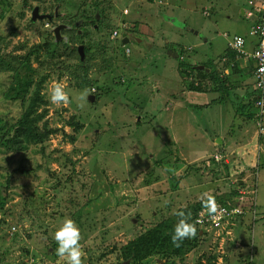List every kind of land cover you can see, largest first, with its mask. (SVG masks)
I'll use <instances>...</instances> for the list:
<instances>
[{
  "label": "rangeland",
  "instance_id": "374dc122",
  "mask_svg": "<svg viewBox=\"0 0 264 264\" xmlns=\"http://www.w3.org/2000/svg\"><path fill=\"white\" fill-rule=\"evenodd\" d=\"M248 1L0 0L4 58L45 42L52 48L54 26L69 20L70 25L85 22L72 31L61 29L56 43L88 49L82 66L77 50L67 57L60 45L56 69L44 52L33 61L36 72L30 75L41 82L44 104L39 112L45 111L38 127L56 131L37 153L0 151L1 173L10 177L8 201L0 208V264H65L56 254L54 233L64 218L75 220L71 205L86 199L93 201L83 207L85 222L75 220L84 264H131L121 259V246L190 203L227 191L235 181L243 189H256L254 196L245 197H250L248 206L255 204L253 220L246 214L224 223L220 236L202 230L189 239L192 246L182 257L164 260L157 254L140 264H264V139L257 142L254 122L242 115L255 110L238 109L246 103L249 78L254 89L253 61L237 62L236 74L222 61L231 54L227 43L233 36L251 40L253 20L241 13L248 11ZM35 5L44 15L59 5L58 16L51 23L31 22ZM124 34L126 44L120 38ZM20 46L24 48L15 49ZM178 54L186 65H208L227 74L229 85L240 87L217 91L209 77L197 74V67L190 77L181 74ZM83 69L92 86H78L75 76L82 77ZM11 78L10 71L0 74L1 92ZM56 81L66 86L69 103L50 102ZM85 90L89 95L82 102L78 97ZM68 121L82 124V129L74 132ZM215 155L222 156L226 169L208 160Z\"/></svg>",
  "mask_w": 264,
  "mask_h": 264
},
{
  "label": "trees",
  "instance_id": "16d2710c",
  "mask_svg": "<svg viewBox=\"0 0 264 264\" xmlns=\"http://www.w3.org/2000/svg\"><path fill=\"white\" fill-rule=\"evenodd\" d=\"M33 22L32 19H30ZM95 20V19H94ZM54 38V37H53ZM55 39L53 43L50 45L52 48L48 47V43L45 42L42 46L35 45L28 49L23 55H14L9 56L8 58H4L2 52L0 50V74H4L6 71L11 72V84L7 88L6 91L1 92L0 94V151L3 154H7L9 152H14L15 154H19L25 150H32L37 149L42 150V146L44 145L45 140L48 138L49 134H55L56 130H49L46 129L44 125V129H40L38 127V123L45 117V111L39 112V108L41 104H44L42 97L40 95V83L41 82H33L30 72L35 73L36 70L33 68V61H39L41 53L44 52L48 55V60L52 64L54 69L56 65V61L62 56L59 52H64L67 57H71L75 54L77 50L76 47L69 46V43L66 42H57ZM257 44V40L254 43L252 51L254 50ZM59 45L61 46V50H59ZM123 45V44H122ZM45 47V48H43ZM24 46H20V48L15 49H23ZM43 49V50H42ZM53 49V50H52ZM230 55L223 56V60L226 66V70L231 71L232 73H237V66L236 63L238 62L236 59V53L232 50ZM88 55V49L84 50V54ZM78 54V53H77ZM78 56L79 66H82L84 62L80 60V56ZM10 58V59H9ZM86 58V56H85ZM57 59V60H55ZM85 60V59H83ZM42 65V63H41ZM178 68L181 74L185 76H190L193 71L195 70L194 66L186 65L184 62L179 61L178 57ZM204 68H209L208 65L204 64ZM210 71L206 72L205 69L203 70H196L197 74L201 78L209 77V79L215 84L214 89L219 91L222 87L225 91L231 90L233 88H238V84L236 86L229 85V81L227 79V74H222L221 77L216 73L215 68H209ZM24 70L25 73H20V71ZM86 69H83V72ZM75 79L78 82L79 87L85 86H92L90 83V79L87 78L85 75L82 77L75 76ZM236 83V82H233ZM36 85L37 88L34 87L33 92H31L32 86ZM195 90L198 89L197 86L194 87ZM226 93V92H225ZM230 92L226 93V97H228ZM95 98L97 99L99 96L95 94ZM224 98V97H223ZM245 98V96H244ZM243 98V100H244ZM262 101L264 102V86L263 88L257 87L256 83H254V89L250 90L246 94V103L242 104V106L238 109H253L255 113H244L242 115L245 116L246 121H253L255 133L257 134V142L259 144H263L264 139V106L263 108L260 106ZM12 104L14 107L13 109L10 107ZM15 108V109H14ZM12 111H16L18 116H9L11 115ZM241 114V113H240ZM6 115L8 117H6ZM69 127H73L74 132H78L82 129V124L73 123L71 121L67 122ZM70 141H74L75 138L70 136ZM39 148H36L38 147ZM69 160V159H67ZM210 162L214 163V165L220 166L224 165L223 167L226 169L227 165L223 158L221 161H215L213 157H211ZM71 163V161H68ZM259 166V165H258ZM258 166L256 165L254 171H256L255 178L257 179V169ZM0 169V177H3ZM252 173V172H251ZM4 178V177H3ZM71 181V180H68ZM10 177L4 178L3 182L0 183V208L7 203L8 201V193L7 190L10 187L9 183ZM236 183L232 184V186L223 193L212 194L210 196H214L216 203H220L226 207H239L242 209L241 215H235L230 219V222H234L236 219H242L246 215V208L249 209L251 206L247 205L250 197H246V189H243L242 185L235 181ZM244 191V194L240 193V191ZM251 196V195H250ZM84 196H82L83 198ZM239 197H244V200L241 202L238 200ZM78 200V199H77ZM207 199L202 200L199 203H190L188 206L184 207L182 210L186 213L191 214V221L194 222L195 217L197 216L199 210L204 207V203ZM235 200H238L236 202ZM93 200L86 199L83 204H79V202H75L71 205L74 210L71 211L72 217L74 219L83 224L84 222L81 221L83 207H87ZM69 202H72L70 200ZM256 209V207H255ZM140 210V209H139ZM156 212V211H155ZM90 213V212H87ZM142 213L137 214V219ZM173 218L167 219L163 222L157 223L154 227H152L148 232L144 233L143 235L138 236L136 239L127 242L125 245L121 246V259L125 262H130L131 264H140L142 261H146L151 256H156L157 254L161 255L164 260L173 258V257H182L186 251L192 246V241L189 239H185L181 242L179 247L173 246L171 242V235L173 234V230L175 225L177 224L178 220L180 219L177 215L172 216ZM176 217H178L176 219ZM88 219L85 218V220ZM177 220V221H176ZM195 223V222H194ZM92 224L90 226H94ZM89 226V227H90ZM196 236H199L200 229L198 226ZM54 248V245H52ZM54 254H52L53 258ZM253 257V256H252ZM121 264V263H119Z\"/></svg>",
  "mask_w": 264,
  "mask_h": 264
},
{
  "label": "built area",
  "instance_id": "2783aa9c",
  "mask_svg": "<svg viewBox=\"0 0 264 264\" xmlns=\"http://www.w3.org/2000/svg\"><path fill=\"white\" fill-rule=\"evenodd\" d=\"M248 1V11L246 12V16L248 18L253 17L254 23L250 29V35L255 36L257 40V44L254 50L250 53H247L244 49L245 47V40L241 36H233L227 43L228 49L232 50L236 53L238 59H250L253 61V70H252V78L254 83H256L257 87L263 88L264 86V0H254ZM117 33L114 32L112 34V38H116ZM224 37H227L224 35ZM122 38V36L120 37ZM262 108L264 106V102L262 101L261 105ZM215 161H221L222 156L215 155L213 157ZM249 188L246 185V196L251 195L254 196L256 193V189L251 191L248 190ZM240 193L244 194V191H240ZM239 201H243L244 197H239ZM238 200H235L238 202ZM249 209L246 208V214H250L252 220L257 215L255 204L254 206L250 205ZM219 208L222 211H218L216 214H209L208 208L205 210H201L198 212L197 216L194 219L196 226L200 229V231L204 230L205 232L215 230L219 232L218 236L221 235L222 230L225 229L224 223H230V219L233 216L241 215L242 209L239 207H225L219 205ZM253 222V221H252ZM227 237L230 236V232L225 231L223 233Z\"/></svg>",
  "mask_w": 264,
  "mask_h": 264
},
{
  "label": "clouds",
  "instance_id": "9594fccd",
  "mask_svg": "<svg viewBox=\"0 0 264 264\" xmlns=\"http://www.w3.org/2000/svg\"><path fill=\"white\" fill-rule=\"evenodd\" d=\"M250 19H253V17L248 18V20ZM253 23L254 19L252 25ZM121 39H125V34L122 35ZM65 87L66 86L61 82H53L50 90L51 103L60 105L70 102L69 94L65 91ZM88 95V91L85 90L80 94L78 99L82 102L86 101ZM79 106L83 107V103ZM204 207L208 208L210 215L216 214L218 211H222L216 203L214 196H209L207 198L204 203ZM175 215H177L180 219L174 227L173 234L171 235V242L173 246L179 247L183 240L194 238L196 236L197 228L196 223L190 222V213L180 210L177 211ZM54 239L58 245L56 254L58 257L63 258L65 264H84L86 253L84 251V247L80 243L82 239L81 229L75 220L70 217L64 218L54 233Z\"/></svg>",
  "mask_w": 264,
  "mask_h": 264
},
{
  "label": "water",
  "instance_id": "95a60500",
  "mask_svg": "<svg viewBox=\"0 0 264 264\" xmlns=\"http://www.w3.org/2000/svg\"><path fill=\"white\" fill-rule=\"evenodd\" d=\"M57 13V12H56ZM58 16L57 14H55V17ZM32 20L35 21L36 19H39V20H43V19H47V20H51L52 17L50 15H38V8H34L33 12H32V16H31ZM63 27H66L68 28L67 26L65 25H59L58 27L54 28L53 29V33H54V37H55V41H57L60 36H59V32L60 30L63 28ZM124 37V36H123ZM122 43L123 44H126L128 43V40L127 39H123L122 40ZM77 53L78 55L80 56V60L82 61L83 58H84V47L82 45L78 46L77 48ZM199 70L203 69V67H198ZM91 99H93V97H91Z\"/></svg>",
  "mask_w": 264,
  "mask_h": 264
},
{
  "label": "crops",
  "instance_id": "0c3cea01",
  "mask_svg": "<svg viewBox=\"0 0 264 264\" xmlns=\"http://www.w3.org/2000/svg\"><path fill=\"white\" fill-rule=\"evenodd\" d=\"M241 13H242V15H245V18H246V13H245V9H242L241 10ZM253 20V19H252ZM249 22V21H248ZM250 23V22H249ZM249 35H250V31H249ZM251 36V35H250ZM242 37V36H241ZM251 38V40H246V42H245V44H246V52L247 53H250V52H252V48H253V46H254V43L256 42V37L255 36H251L250 37ZM245 40V39H244ZM182 52H184V51H187V50H189V49H184V48H182ZM186 55V54H185ZM177 56H179V54L178 55H175V57H177ZM178 58V57H177ZM180 60H181V58H184L182 55H180ZM247 59V58H246ZM238 62L240 61V60H244V59H236ZM249 60V59H248ZM222 61H224L223 59H222ZM207 63V62H206ZM236 65H237V63H236ZM196 67L197 66H194V68L196 69ZM198 67H203V69H205L206 70V72H209L210 71V69L209 68H204V64H202V66H198ZM197 67V68H198ZM199 69V68H198ZM203 69H201V70H203ZM217 73V72H216ZM219 76L218 77H221L222 76V74H219V73H217ZM192 75V74H191ZM190 75V76H191ZM189 76V77H190ZM186 78V77H185ZM252 80H253V78H252ZM253 84H254V81H253ZM251 87V79L249 78V80L247 81V83H246V94H247V92L248 91H250V88ZM253 89V88H252Z\"/></svg>",
  "mask_w": 264,
  "mask_h": 264
},
{
  "label": "flooded vegetation",
  "instance_id": "af4514ba",
  "mask_svg": "<svg viewBox=\"0 0 264 264\" xmlns=\"http://www.w3.org/2000/svg\"><path fill=\"white\" fill-rule=\"evenodd\" d=\"M24 3H26V1H24ZM26 7H27V9L30 11V6L27 5ZM34 8H38V15H40V16H41V15H44V14H41V13H40V9H41V8H40L38 5H35V6H33V7L31 8L30 19H32L31 16H32V12H33ZM58 8H59V5H56V6L54 7V9H53V13H52V14H45V15H50V16L52 17V19H51V20H48V22L51 23V22L53 21V18H56V17H57V16L55 17V14L58 15ZM41 10H42V9H41ZM56 12H57V13H56ZM59 15H60V14H59ZM61 15H62V14H61ZM94 19L96 20V18H94ZM43 20H44V19H43ZM45 20H47V19H45ZM35 21H41V20L36 19ZM35 21H34V22H35ZM79 21H80V20H79ZM83 21H84V20H81L80 22H75V23L73 22V24L70 25V24H69V23H70V20H69V21H68L69 23H67V25H65V26H67L68 28L63 27L62 29H64V30H68V31H69V30L72 31V30H74V27L80 26L81 24H83V23L85 22V21H84V22H83ZM78 23H79V25H78ZM48 24H49V23H48ZM60 25H61V24H60ZM58 26H59V25H58ZM58 26H54V28H56V27H58ZM93 27H94V25H93ZM78 33H80L79 30H78Z\"/></svg>",
  "mask_w": 264,
  "mask_h": 264
}]
</instances>
